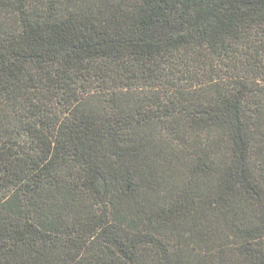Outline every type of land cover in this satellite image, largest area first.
<instances>
[{"label": "trees", "instance_id": "trees-1", "mask_svg": "<svg viewBox=\"0 0 264 264\" xmlns=\"http://www.w3.org/2000/svg\"><path fill=\"white\" fill-rule=\"evenodd\" d=\"M0 264H264V0H0Z\"/></svg>", "mask_w": 264, "mask_h": 264}]
</instances>
